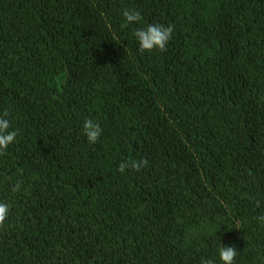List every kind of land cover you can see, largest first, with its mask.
I'll return each instance as SVG.
<instances>
[{
	"label": "trees",
	"instance_id": "obj_1",
	"mask_svg": "<svg viewBox=\"0 0 264 264\" xmlns=\"http://www.w3.org/2000/svg\"><path fill=\"white\" fill-rule=\"evenodd\" d=\"M4 112L0 264H264V0H0Z\"/></svg>",
	"mask_w": 264,
	"mask_h": 264
},
{
	"label": "clouds",
	"instance_id": "obj_2",
	"mask_svg": "<svg viewBox=\"0 0 264 264\" xmlns=\"http://www.w3.org/2000/svg\"><path fill=\"white\" fill-rule=\"evenodd\" d=\"M123 23L121 27H127L142 19V14L138 9L126 8L122 11ZM174 26L162 23H149L144 27L138 28L134 32L135 41L141 51H152L154 49L166 50L170 40L173 37ZM8 112L0 114V154H3L10 145L18 138L19 130L13 126L12 121L8 118ZM82 134L87 142L95 144L103 135V128L100 123L92 118L85 119L82 126ZM144 162L136 163L134 160L122 161L118 169L121 173L129 167L139 170ZM10 206L7 201L0 200V224L9 216ZM264 219V218H262ZM218 259L222 264H234V258L237 255L235 246L221 244L217 250ZM205 264H216L214 259L205 261Z\"/></svg>",
	"mask_w": 264,
	"mask_h": 264
},
{
	"label": "rangeland",
	"instance_id": "obj_3",
	"mask_svg": "<svg viewBox=\"0 0 264 264\" xmlns=\"http://www.w3.org/2000/svg\"><path fill=\"white\" fill-rule=\"evenodd\" d=\"M60 80H61V81L63 80V76L60 78Z\"/></svg>",
	"mask_w": 264,
	"mask_h": 264
}]
</instances>
